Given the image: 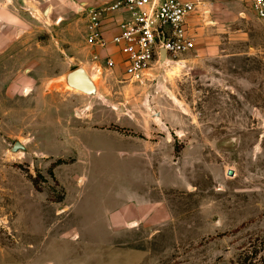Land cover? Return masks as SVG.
<instances>
[{
	"label": "rangeland",
	"instance_id": "obj_1",
	"mask_svg": "<svg viewBox=\"0 0 264 264\" xmlns=\"http://www.w3.org/2000/svg\"><path fill=\"white\" fill-rule=\"evenodd\" d=\"M248 6L200 12L195 48L142 83L116 55L105 69L84 14L0 25V264L259 263L264 18ZM78 67L96 95L65 84Z\"/></svg>",
	"mask_w": 264,
	"mask_h": 264
},
{
	"label": "built area",
	"instance_id": "obj_2",
	"mask_svg": "<svg viewBox=\"0 0 264 264\" xmlns=\"http://www.w3.org/2000/svg\"><path fill=\"white\" fill-rule=\"evenodd\" d=\"M248 1L255 16L264 18V0ZM199 4L198 0H105L98 6L79 2L75 12L85 16L86 45L106 52L105 69L117 65L118 54L124 75L130 82L142 83L155 64L178 59L195 48L191 19L199 14ZM110 23L113 31L108 34Z\"/></svg>",
	"mask_w": 264,
	"mask_h": 264
},
{
	"label": "crops",
	"instance_id": "obj_3",
	"mask_svg": "<svg viewBox=\"0 0 264 264\" xmlns=\"http://www.w3.org/2000/svg\"><path fill=\"white\" fill-rule=\"evenodd\" d=\"M8 4L0 3V25L2 29H6L9 24L11 25H21L26 26L27 20L22 17L20 14L22 10L29 12L33 17L37 18L36 15L42 14L48 11L49 13L47 18H52V16H56L59 20V23L66 19L67 14L70 10L75 11L79 2H85L87 5L98 6L105 3V0H34L33 4L30 0H22V5H17L14 3L16 0H9ZM195 1V0H192ZM200 2L199 6V14L200 12H204L207 10L210 16L215 20V22H220L221 20L227 18L226 16L237 12L244 5L245 0H198ZM249 4V1L247 0ZM45 5V6H43ZM249 7V6H248ZM250 9V8H249ZM203 10V11H202ZM199 14L195 15L191 19V27H193V23L195 20H198ZM240 14L246 15L245 12H241ZM45 17V16H44ZM112 24L106 25V28L109 29ZM65 31L70 36L73 33V37H76V25L69 24L65 27ZM86 31V30H85ZM111 34L113 29L107 30ZM86 34V32H85ZM66 36V35H65ZM85 39V35H84ZM114 48H111L113 51ZM116 57H119L116 54ZM98 89V86H97ZM127 203H125L126 207ZM134 223V222H133Z\"/></svg>",
	"mask_w": 264,
	"mask_h": 264
},
{
	"label": "water",
	"instance_id": "obj_4",
	"mask_svg": "<svg viewBox=\"0 0 264 264\" xmlns=\"http://www.w3.org/2000/svg\"><path fill=\"white\" fill-rule=\"evenodd\" d=\"M65 82L68 86L87 95H96L98 90L88 72L83 67L75 68L66 74ZM26 146L19 140H16L11 148L12 152L26 151ZM232 176L233 172L228 171Z\"/></svg>",
	"mask_w": 264,
	"mask_h": 264
},
{
	"label": "bare ground",
	"instance_id": "obj_5",
	"mask_svg": "<svg viewBox=\"0 0 264 264\" xmlns=\"http://www.w3.org/2000/svg\"><path fill=\"white\" fill-rule=\"evenodd\" d=\"M181 61L180 62H178L177 63V67H175V70L177 71L178 69H179V67H180V65H181ZM168 64V63H167ZM85 69V68H84ZM86 70V69H85ZM87 71V70H86ZM173 71V70H172ZM175 72V71H174ZM89 74V73H88ZM90 75V77H91V79L93 80V82H94V84L96 85V87H97V83H96V75L95 74H89ZM65 77H66V75H65ZM65 77H64V82H65ZM65 84H66V82H65ZM67 85V84H66ZM68 86V85H67ZM70 87V86H69ZM68 88V87H67ZM70 88H72V87H70ZM69 89V88H68ZM72 89H74V88H72ZM74 90H76V89H74ZM76 91H78V90H76Z\"/></svg>",
	"mask_w": 264,
	"mask_h": 264
},
{
	"label": "trees",
	"instance_id": "obj_6",
	"mask_svg": "<svg viewBox=\"0 0 264 264\" xmlns=\"http://www.w3.org/2000/svg\"><path fill=\"white\" fill-rule=\"evenodd\" d=\"M256 241L264 243V237L260 236V237L256 238ZM258 264H264V256L260 257Z\"/></svg>",
	"mask_w": 264,
	"mask_h": 264
},
{
	"label": "flooded vegetation",
	"instance_id": "obj_7",
	"mask_svg": "<svg viewBox=\"0 0 264 264\" xmlns=\"http://www.w3.org/2000/svg\"><path fill=\"white\" fill-rule=\"evenodd\" d=\"M48 13H49V9H48V11H46L45 13H44V16L47 18V16H48Z\"/></svg>",
	"mask_w": 264,
	"mask_h": 264
}]
</instances>
